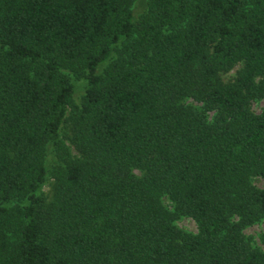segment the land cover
Listing matches in <instances>:
<instances>
[{"label": "trees", "instance_id": "obj_1", "mask_svg": "<svg viewBox=\"0 0 264 264\" xmlns=\"http://www.w3.org/2000/svg\"><path fill=\"white\" fill-rule=\"evenodd\" d=\"M135 1L0 0V264H264V0Z\"/></svg>", "mask_w": 264, "mask_h": 264}, {"label": "rangeland", "instance_id": "obj_2", "mask_svg": "<svg viewBox=\"0 0 264 264\" xmlns=\"http://www.w3.org/2000/svg\"><path fill=\"white\" fill-rule=\"evenodd\" d=\"M149 1L150 0H136L135 1L133 8L136 10V12L139 16L143 15V13L146 11V7H147V4ZM117 57H118L117 55L114 56L112 61L103 68L101 73H104V71L108 68V66L113 61H115L117 59ZM239 70H240V67L238 66L235 69H233L231 72L226 73V74H222V78L226 82H230V81L232 82L237 77V73L239 72ZM74 87L75 88H74V93H73V96L71 99V106L69 107V111H68L69 114L72 113L73 107H76V106H79L82 104L83 98L85 96L84 84L81 80L76 79V81L74 82ZM184 102L187 106H189L193 109H197V110L202 109V104H200L199 102L195 101L192 98H188ZM250 107H251V111L254 114H256V115L262 114L264 111V99L256 100V101L252 102ZM213 116H214V114L210 115V120L213 119ZM67 138H68L67 136L66 137L63 136V139H65L64 144L68 148L70 155L73 158H77V154L75 153L74 148L70 145ZM51 152H52V147L50 146L48 148V157H47L48 161H50L52 159ZM49 166L51 168V171H50L49 176H48V181L43 188V196H44V199L46 200L47 203H50L54 200L53 186H54L55 180L52 177V171L54 170V164L51 163ZM134 173L137 174L138 176L143 174L140 170H134ZM252 184H253V186H255L257 188L264 189V179L262 177H254L252 179ZM163 204L170 211H174V209H175L174 203L170 200L169 197L163 198ZM175 225L178 228H180L181 230L186 231L188 233L198 234V232H199L198 224L191 217L179 216L175 220ZM243 233L245 236H247L248 238H250L252 240L254 246H256L259 249H261L262 251H264V220H261L257 224H254V225H251V226L244 228Z\"/></svg>", "mask_w": 264, "mask_h": 264}]
</instances>
